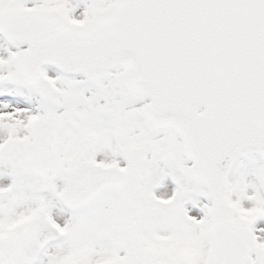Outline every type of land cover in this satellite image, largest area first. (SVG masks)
Returning <instances> with one entry per match:
<instances>
[{
	"label": "snow or ice",
	"instance_id": "snow-or-ice-1",
	"mask_svg": "<svg viewBox=\"0 0 264 264\" xmlns=\"http://www.w3.org/2000/svg\"><path fill=\"white\" fill-rule=\"evenodd\" d=\"M0 264H264V0H0Z\"/></svg>",
	"mask_w": 264,
	"mask_h": 264
}]
</instances>
